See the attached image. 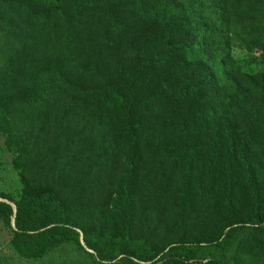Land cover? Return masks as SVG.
Masks as SVG:
<instances>
[{
  "label": "trees",
  "instance_id": "obj_1",
  "mask_svg": "<svg viewBox=\"0 0 264 264\" xmlns=\"http://www.w3.org/2000/svg\"><path fill=\"white\" fill-rule=\"evenodd\" d=\"M258 60L264 0H0L12 258L264 264Z\"/></svg>",
  "mask_w": 264,
  "mask_h": 264
},
{
  "label": "rangeland",
  "instance_id": "obj_2",
  "mask_svg": "<svg viewBox=\"0 0 264 264\" xmlns=\"http://www.w3.org/2000/svg\"><path fill=\"white\" fill-rule=\"evenodd\" d=\"M243 68L246 70L257 71L264 69V60H258L256 63L251 65H246L243 63ZM12 153L8 151L4 146V136L0 134V190L5 192H16L19 187L17 181V174L11 166ZM11 236V230L6 224L0 220V264H34L22 262L18 259H13L14 257L12 249L9 247V238ZM84 256V260H89L87 255L80 254L73 249H67L66 251L59 250L55 251L52 255L48 256L43 260L45 264L55 263H75L81 261V257Z\"/></svg>",
  "mask_w": 264,
  "mask_h": 264
},
{
  "label": "water",
  "instance_id": "obj_3",
  "mask_svg": "<svg viewBox=\"0 0 264 264\" xmlns=\"http://www.w3.org/2000/svg\"><path fill=\"white\" fill-rule=\"evenodd\" d=\"M0 200H2V201H5V202H8L7 200H5V199H2V198H0ZM12 204V203H11ZM13 205V204H12ZM14 206V205H13ZM11 223H12V225H13V221H11Z\"/></svg>",
  "mask_w": 264,
  "mask_h": 264
}]
</instances>
